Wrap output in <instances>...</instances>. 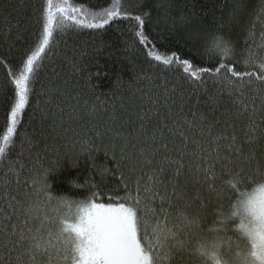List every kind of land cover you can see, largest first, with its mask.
<instances>
[{
	"label": "trees",
	"instance_id": "16d2710c",
	"mask_svg": "<svg viewBox=\"0 0 264 264\" xmlns=\"http://www.w3.org/2000/svg\"><path fill=\"white\" fill-rule=\"evenodd\" d=\"M45 4L46 0H0V58L7 56L12 61L16 75L22 70L17 67L20 54H30L42 39ZM53 5L54 12L63 7L65 14L85 21L90 19L88 13L97 14L99 21L112 9L140 15L149 44H139L136 32L140 28L134 19L110 21L100 30L79 28L72 20L63 25L54 21L53 36L37 61L29 104L8 142L3 141L8 126L5 111L14 86L8 82V69L0 63V146L5 148L0 156V181L8 177V165L13 164L21 175L12 179H18L23 191L31 193L29 200L35 209L31 217H21L19 222L39 229L47 240L49 232L59 230L62 220L71 218L58 203L62 199L79 202L94 198L137 205L142 243L160 251V264H199L190 248L235 199L236 191L228 184L232 174L242 178L238 188L243 189L258 181V173L264 171V135L260 131L264 130V108L259 99L248 106L256 109L257 125L252 131L255 139L250 142L245 137L250 131L247 116L235 117L240 107L238 94L230 97L220 77L205 75L204 83H193L177 64L165 66L147 52L149 47L153 55L174 52L214 70L222 62L209 51L215 35L230 39L234 46V55L223 62L238 71L259 74L258 64L264 59V0H53ZM56 14L59 19L61 14ZM249 56L255 59L251 66L244 63ZM224 75L227 73L222 71L220 76ZM165 97L171 98L170 103L174 100V118L182 117L183 136L171 135L164 128L173 123L166 109L141 119L153 99L162 104ZM226 112L231 123L225 130ZM202 121L204 126H212L210 133L201 132ZM158 129L164 131L167 152L161 149L156 160L167 155L183 165L182 175L177 177L183 195L173 196L171 207L164 205L166 217L160 212V195L148 179L152 168L135 163L138 151L149 148ZM233 132L252 159L232 163L235 157L220 139L219 153L229 160L225 165L215 159L214 140ZM160 143L158 140L156 147ZM212 161L215 163L206 177L203 169ZM165 168L163 178L171 180L177 166ZM39 177H45L47 189L34 184ZM8 199L5 193L0 201L4 216L11 213V209L3 212ZM185 217L195 218L197 225L185 227ZM158 225L181 231L171 244L187 242V248L169 255V249L158 244L154 232ZM6 255L0 252V264H9ZM41 264H47V257L41 258Z\"/></svg>",
	"mask_w": 264,
	"mask_h": 264
},
{
	"label": "snow or ice",
	"instance_id": "6c2138e0",
	"mask_svg": "<svg viewBox=\"0 0 264 264\" xmlns=\"http://www.w3.org/2000/svg\"><path fill=\"white\" fill-rule=\"evenodd\" d=\"M53 0H46L43 8V23H42V39L39 46L29 52H22L17 67L22 66V70L16 75L12 69V61L7 56L0 58V63H3L8 69V82L14 86L10 91L12 95L7 96L8 104L5 111V119L7 122V131L3 136V141L8 142L9 138L17 131V125L20 118L25 112L29 104V97L32 92L31 85L35 80L36 69L39 67L37 61L41 59L45 52L46 46L49 45L53 36L54 21L63 25L64 21L72 20L82 29H104L110 21L120 18L134 19L140 30L136 32L139 38V44L148 45L149 38L143 31L144 19L140 15L132 16L129 12H120L116 9L107 10L103 15L104 18L97 21V14L88 13L90 19H77L76 16H69L65 14L66 10L63 7L53 11ZM73 11H79L73 9ZM60 13L59 19L57 14ZM216 50L221 53V63L218 67L212 68L199 67L195 65L190 59L181 58L176 53L161 56L160 54L153 55V49L149 47L147 55L152 57L154 61L160 62L165 66H171L173 63L177 64L179 68L183 69L185 78H191L193 83H204L203 77H220V83L224 91H227L232 96H237L239 101V109L235 113V117L247 116L248 127L250 131L245 132V137L254 141L252 131L257 129L255 123L256 109L249 110V105H254L259 99L261 107L264 108V59H260L258 64L259 74L254 71H238L231 65L223 62L234 55V46L230 39H225L220 36L211 38V47L209 51ZM245 65L251 66L255 63L252 56L244 60ZM227 75L220 76L221 72ZM255 93V95H253ZM7 95V93H6ZM170 97H165L161 104L158 98L151 101V106L141 119L148 118V113L161 114V109L167 110V116L173 118L171 126L165 124L171 135L179 133L183 136V126L181 119H175V114L172 112V103L169 101ZM225 130L231 123L229 113H225ZM184 123H188L184 121ZM143 128L144 125L142 124ZM211 125L204 126L201 122V132H211ZM264 135V130H260ZM224 139L226 146L230 149V155L235 157L236 161L243 162L245 159L251 160V152L245 154V148L241 147L236 135L224 137H216L214 143H217L216 160H220L227 165L229 163L228 157L221 156L219 153L218 141ZM151 143L148 149L141 148L137 155L139 159L136 160V166L152 168V174L148 179L153 181V189L160 195L161 207L160 212L165 217L167 212L164 205L171 207V198L176 196L182 197L183 192L180 189L177 177L182 175L183 165L178 160H172L167 155L161 157L160 161L156 157L160 155L161 149L167 152V143L164 142V131L158 129L153 132ZM161 141L160 146L156 147L157 141ZM5 153V148L0 146V156ZM123 154V153H122ZM212 161L209 167L203 169L205 176L211 172ZM165 165L171 167L176 165V172L171 180L164 177L166 171ZM9 175L3 181H0V201L3 200L6 193L9 199L6 202V207L3 212H8L11 209L9 216H4L0 213V252H6L4 257L9 264H41V258L47 257V264H160L161 255L158 249H154L151 244L145 246L143 236L141 235L142 219L138 216L137 205H127L126 203H112V202H97L94 198L79 202L60 200L58 203L67 209L70 219H64L60 222L59 230L55 233L49 232V239L45 240L41 235L39 229L33 230L28 228L26 224L19 222L21 217H31L35 211L34 206L29 200L31 193L23 191V185L17 179L13 181L12 177H19L21 174L16 172L13 164L8 165ZM199 172L200 169L198 168ZM259 178H264V171L258 173ZM241 177L238 174H232V178L228 184L232 189L236 188L241 182ZM34 184L41 185L42 190L47 189L45 177L34 179ZM171 187L172 191L168 189ZM245 211L251 212L255 219L260 221V224L253 225V231L259 238V253L253 252L254 256L264 257V231H259L264 228V207L257 208L253 202L245 206ZM11 219H15L16 223H11ZM5 221H8L5 224ZM197 225L195 218L188 219L185 217V227L192 228ZM246 227L245 225H241ZM158 244L161 247L169 249V255H175L180 248H187V242H181L172 245L171 241L178 240V236L183 234L179 230H174L167 225H158L154 229ZM201 236V235H200ZM198 236V238H200ZM256 247V245H254Z\"/></svg>",
	"mask_w": 264,
	"mask_h": 264
},
{
	"label": "clouds",
	"instance_id": "9594fccd",
	"mask_svg": "<svg viewBox=\"0 0 264 264\" xmlns=\"http://www.w3.org/2000/svg\"><path fill=\"white\" fill-rule=\"evenodd\" d=\"M211 54L221 55L216 50H212ZM233 190L236 191L235 199L218 213L217 221L190 248L199 264H264V257L253 255L254 251L259 253L260 250L253 225L258 226L260 221L251 212L245 211L250 201L257 208L264 207V178L250 187L239 189L237 186ZM259 231H264V228Z\"/></svg>",
	"mask_w": 264,
	"mask_h": 264
}]
</instances>
